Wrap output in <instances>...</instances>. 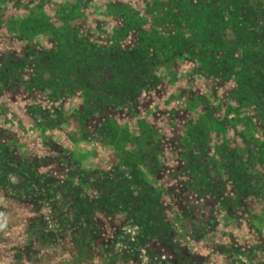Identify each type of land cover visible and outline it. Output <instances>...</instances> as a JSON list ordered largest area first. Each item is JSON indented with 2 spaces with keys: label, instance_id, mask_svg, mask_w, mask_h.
<instances>
[{
  "label": "rangeland",
  "instance_id": "1",
  "mask_svg": "<svg viewBox=\"0 0 264 264\" xmlns=\"http://www.w3.org/2000/svg\"><path fill=\"white\" fill-rule=\"evenodd\" d=\"M0 264H264V0H0Z\"/></svg>",
  "mask_w": 264,
  "mask_h": 264
},
{
  "label": "trees",
  "instance_id": "2",
  "mask_svg": "<svg viewBox=\"0 0 264 264\" xmlns=\"http://www.w3.org/2000/svg\"><path fill=\"white\" fill-rule=\"evenodd\" d=\"M38 29H40L39 26H35V27L33 28L32 31H36V30H38ZM41 30H42V29H41ZM43 30H46V29L43 28Z\"/></svg>",
  "mask_w": 264,
  "mask_h": 264
}]
</instances>
